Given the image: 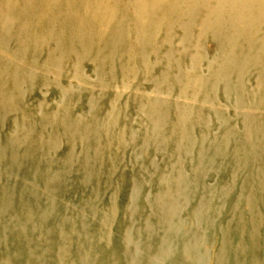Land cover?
<instances>
[{
    "label": "bare ground",
    "instance_id": "bare-ground-1",
    "mask_svg": "<svg viewBox=\"0 0 264 264\" xmlns=\"http://www.w3.org/2000/svg\"><path fill=\"white\" fill-rule=\"evenodd\" d=\"M0 264H264V0H0Z\"/></svg>",
    "mask_w": 264,
    "mask_h": 264
},
{
    "label": "rangeland",
    "instance_id": "rangeland-1",
    "mask_svg": "<svg viewBox=\"0 0 264 264\" xmlns=\"http://www.w3.org/2000/svg\"><path fill=\"white\" fill-rule=\"evenodd\" d=\"M212 45H213V43L208 44V45L206 46V51H209L210 53H213L214 50H212V47H213ZM57 154H59V152H57Z\"/></svg>",
    "mask_w": 264,
    "mask_h": 264
}]
</instances>
